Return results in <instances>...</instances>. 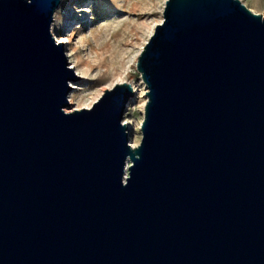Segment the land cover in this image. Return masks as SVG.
I'll return each instance as SVG.
<instances>
[{"label":"water","instance_id":"1","mask_svg":"<svg viewBox=\"0 0 264 264\" xmlns=\"http://www.w3.org/2000/svg\"><path fill=\"white\" fill-rule=\"evenodd\" d=\"M59 3L0 0V264H264V14L165 1L131 148L129 84L63 111Z\"/></svg>","mask_w":264,"mask_h":264},{"label":"rangeland","instance_id":"2","mask_svg":"<svg viewBox=\"0 0 264 264\" xmlns=\"http://www.w3.org/2000/svg\"><path fill=\"white\" fill-rule=\"evenodd\" d=\"M166 0H60L59 6L55 9L50 24V33L54 44L57 46L58 38H65L71 34L70 44L60 45L65 58V68L72 71L74 78L79 82L66 81L70 92L66 98L75 97L72 109L76 108L77 102L81 103L90 98L96 88L92 86L90 78L79 77L76 70L71 68L70 55L74 49L82 48L80 40L87 38L90 42L93 39L105 37L111 45H117L123 54L125 65L127 61L138 50L139 46L147 39L148 31L154 29L162 19V11ZM249 10L257 14H264V0H239ZM263 12V13H262ZM56 16V17H55ZM57 16H60L59 20ZM53 31V32H52ZM86 45V44H84ZM85 52L83 51V54ZM136 68L131 67L132 77L127 83H136L140 74ZM141 98L136 102H128L122 119L133 118L138 121L140 111L138 105ZM121 119V123H122ZM142 136V135H141ZM141 136L139 143L141 141Z\"/></svg>","mask_w":264,"mask_h":264},{"label":"bare ground","instance_id":"3","mask_svg":"<svg viewBox=\"0 0 264 264\" xmlns=\"http://www.w3.org/2000/svg\"><path fill=\"white\" fill-rule=\"evenodd\" d=\"M251 12L257 14V12H255L254 10H252ZM57 18L59 20L61 19L60 16H57ZM161 21L162 19L158 22V24H160ZM152 32L153 28L148 31L147 39L143 41L144 43L139 46L138 50L127 61V65H125L126 62L124 63L123 60V50L121 51L117 45H111L105 37L100 39H93L92 43L90 42V39H81L80 44L82 45V48H84V46H87V50H82L80 47L75 48L73 50L74 54L69 56V58L71 59V62L69 64H71V68L76 70L78 75H80L79 77L90 78L92 81V86L95 87L96 90L93 95L84 102H77L76 108L74 109H72L71 106H73L75 97L70 96L67 100L69 106L64 107L63 111L66 114H70L74 111L84 109L90 110L93 105L102 98L105 93L104 91H111L116 85H120L123 83L129 84L134 95L130 99H128V101L136 102L137 99L141 98L142 102L140 105H138L141 116L138 121L134 120L131 117L127 118L125 116L122 119V125L126 127L128 145L131 148H136L139 145V139L142 135L141 124L144 119V107L147 102V96L145 95V93H147L148 90L146 85L142 81L141 76L136 83H127V80L129 77L133 76V74L131 73V67L133 66L134 69L136 68L137 59ZM70 42L71 34H69L65 38H58V42L56 44L60 46L64 45L65 43L70 44ZM83 51L85 52L84 54ZM130 165V161L127 160L124 169V178L128 177V167Z\"/></svg>","mask_w":264,"mask_h":264}]
</instances>
